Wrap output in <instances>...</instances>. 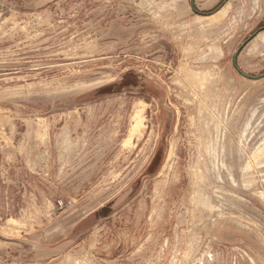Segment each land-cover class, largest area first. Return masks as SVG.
<instances>
[{
    "label": "rangeland",
    "instance_id": "rangeland-1",
    "mask_svg": "<svg viewBox=\"0 0 264 264\" xmlns=\"http://www.w3.org/2000/svg\"><path fill=\"white\" fill-rule=\"evenodd\" d=\"M262 74L264 0H0V264H264Z\"/></svg>",
    "mask_w": 264,
    "mask_h": 264
},
{
    "label": "water",
    "instance_id": "water-1",
    "mask_svg": "<svg viewBox=\"0 0 264 264\" xmlns=\"http://www.w3.org/2000/svg\"><path fill=\"white\" fill-rule=\"evenodd\" d=\"M238 52H239V49H238V51L236 52L235 57H234V64H235V65H236V55H237ZM245 76L248 77V78L256 79V78H259V77H263L264 74L259 75V76H250V75H245Z\"/></svg>",
    "mask_w": 264,
    "mask_h": 264
},
{
    "label": "trees",
    "instance_id": "trees-1",
    "mask_svg": "<svg viewBox=\"0 0 264 264\" xmlns=\"http://www.w3.org/2000/svg\"><path fill=\"white\" fill-rule=\"evenodd\" d=\"M211 12H209V13H205V14H210ZM204 14V13H203Z\"/></svg>",
    "mask_w": 264,
    "mask_h": 264
}]
</instances>
